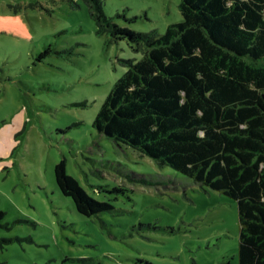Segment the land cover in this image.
Masks as SVG:
<instances>
[{"label": "rangeland", "instance_id": "obj_1", "mask_svg": "<svg viewBox=\"0 0 264 264\" xmlns=\"http://www.w3.org/2000/svg\"><path fill=\"white\" fill-rule=\"evenodd\" d=\"M180 3L104 0V11L164 34ZM135 49L99 34L83 0H0V264H239L234 200L93 125ZM64 159L112 211L77 212L55 180Z\"/></svg>", "mask_w": 264, "mask_h": 264}, {"label": "trees", "instance_id": "obj_2", "mask_svg": "<svg viewBox=\"0 0 264 264\" xmlns=\"http://www.w3.org/2000/svg\"><path fill=\"white\" fill-rule=\"evenodd\" d=\"M83 2L99 34L142 54L127 61L94 127L234 200L239 264H264V0H181L182 19L164 34L118 25L104 0ZM54 173L80 215L114 209L67 173L65 159Z\"/></svg>", "mask_w": 264, "mask_h": 264}]
</instances>
